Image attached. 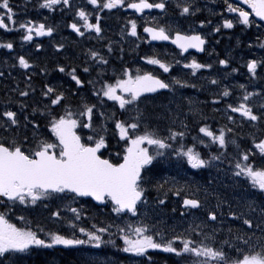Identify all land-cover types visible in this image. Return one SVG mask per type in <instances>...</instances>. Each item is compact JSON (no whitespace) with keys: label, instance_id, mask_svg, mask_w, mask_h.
Segmentation results:
<instances>
[{"label":"snow or ice","instance_id":"6c2138e0","mask_svg":"<svg viewBox=\"0 0 264 264\" xmlns=\"http://www.w3.org/2000/svg\"><path fill=\"white\" fill-rule=\"evenodd\" d=\"M213 3L217 22L199 19V29H255L251 58L239 67L219 53L211 62L198 59L190 50L213 55L208 37L195 24L184 30L169 22V12L195 20L204 11L199 0H26L25 8L70 14L65 27L97 41L105 40L102 13L131 10L121 41L134 38L137 49L170 42L179 50L169 58L150 47L138 57L143 63L118 70L111 40L106 52L91 47L80 59L55 40L58 25L46 14L21 18L13 0H0V50L11 59L0 60V80H10L0 97V264H20L32 249L56 246L101 252L111 246L135 264H155L153 253L168 254L165 264H264V0ZM9 33L35 53L44 49L36 38L48 37L59 58L49 67L16 52ZM119 52L123 60L122 46ZM240 68L258 90L224 83ZM157 97L167 103L156 104ZM156 109L164 110L163 128L152 122L161 119ZM246 127L256 131L245 137ZM161 157L186 164L203 184L157 179L154 162ZM221 173L231 183L220 181ZM37 208L39 218L17 215ZM104 209L109 215L101 219ZM83 264L112 261L94 254Z\"/></svg>","mask_w":264,"mask_h":264},{"label":"flooded vegetation","instance_id":"af4514ba","mask_svg":"<svg viewBox=\"0 0 264 264\" xmlns=\"http://www.w3.org/2000/svg\"><path fill=\"white\" fill-rule=\"evenodd\" d=\"M77 3H80L81 0H76ZM200 5L204 8V11L202 13H199L197 18L194 19H183V18H177L175 16L172 15L171 12L167 13L168 18H169V22L173 23L175 26H179L184 30H187L188 28L194 26L197 27V30L201 31L205 36L208 37L210 43L207 46L209 52H213L212 56H209L208 53H196L195 50H190V52L195 55L198 59L202 60V61H209L211 62L215 56L216 53L220 54L221 58L224 57H228L232 60V64L233 66H237L239 67L244 61L243 58H251L250 55V50L247 47L248 43H253L256 44L257 41L255 39V29L249 30V31H241V29L239 27L232 29V30H222L221 33H210L209 29L211 27V25H206L204 29H199L198 28V20L199 19H210L213 24H215L217 22V16L213 13V11H211V9H216V5L213 3V0H199ZM13 6L16 9V11L19 12L20 17H31L33 19H37V20H41V18H43V15H41L40 13L43 12L44 14H46L48 16L49 19H51V24L52 23H56L57 24V18L59 16H62L59 12L57 13H47L46 10H39V9H33V11H29L28 14H26L25 12V0H13ZM250 11V9H248ZM216 11L218 12L219 9H216ZM157 14V10H153L152 15H156ZM101 15L104 16V19L102 20V25L105 28V40L106 38L115 41L118 43L119 40H121L120 34H118L116 37L114 38H109L108 34H107V30L109 29L108 25L105 24V21H108L109 18H114V19H118L120 24L123 25L126 16H131L132 13H125L123 11H115L114 14L113 13H102ZM69 18L71 19V15H68ZM67 16V17H68ZM71 31V30H70ZM141 34L144 35L142 33L141 30ZM57 34H55V40L57 41ZM128 39L130 40V42H128ZM133 39L131 37H128L126 39L127 44H120L123 49V60H120V55L121 53L119 52V48L116 47V51H114V53L112 54V56L110 57V60L113 64H117V66L120 64H125V65H131L133 68L136 66V63H143L142 61L138 60L139 55H143L145 53H148L150 51V47L152 49H157L159 51L163 52H167V55L169 58L175 56V54L179 51L178 49L175 48V45H172L168 42H151V44L149 45L148 43H140V48L137 49L135 47V44L133 43ZM50 40V38H46V37H42V38H36L35 42H40L44 44V48L46 47V42ZM76 40L78 43L79 42H84V41H91V42H98L96 39H84V38H80V37H76L75 34L71 33V36L65 40V44L67 47V53L69 55L75 54L76 56H78L80 59H83V56L81 55L82 53V49L80 50V48H77L79 45L84 46V43L81 44H73V41ZM218 41V43H217ZM30 48L34 49V46L32 44H29ZM98 50L104 51L106 52V49H102L100 44H96L95 45ZM214 50V51H213ZM86 51V50H83ZM255 55L257 56V58H259L260 56V50L259 48H255ZM36 54V58H38V62L39 63H47L49 65V67H51L54 62L58 59V54H56L54 52V49L51 47L50 45V50L47 52H44V49L40 52V53H35ZM50 58H48L46 55ZM187 55V54H185ZM178 58V57H177ZM216 68H218V66H215ZM114 68V67H112ZM117 69V68H115ZM118 70V69H117ZM245 69L244 68H240V72L237 74H233L229 80L225 81L224 83L227 84H231L234 86H238V84L240 83H244L248 86V90L249 91H253V90H258V88L254 89L253 85L259 83V82H252L251 84H249L248 80L245 78ZM56 75V74H53ZM109 75H111V69L109 70ZM52 77H49V79H51ZM65 80H67V77L64 78ZM193 95H198V98L200 100L204 99V95L203 94H193ZM170 98V97H169ZM164 101V103L166 104L167 101L164 100L163 97H157L156 99V104L160 103V101ZM258 100V98H257ZM257 101L254 100L253 103H256ZM148 108L149 110H153L154 108V103L152 100H149L148 103ZM156 112L160 115L161 119L157 120L155 119V117H153V124L154 126H159L161 128H163L165 126L166 123H168V121H166L163 116H164V110L163 109H156ZM204 112L209 116L212 117L213 115H215L214 113L211 112L210 108L205 107L204 108ZM217 119H220L219 116L216 117ZM213 121L211 119H209V123H212ZM220 123L223 124L224 120L220 119ZM256 131L255 129H249V128H244L242 130V134L247 137L251 132ZM258 134V133H257ZM214 173H215V169H213ZM219 178H225L228 180V183H231V180L229 178L228 175H226L225 173H221ZM229 191H231L229 189ZM42 209L37 208L35 210H29V211H25L23 213H17V215L19 214H23L25 215L28 219H33V218H39L40 214L42 213ZM46 214V213H45ZM14 218L16 217V215H13ZM16 223V222H15Z\"/></svg>","mask_w":264,"mask_h":264},{"label":"trees","instance_id":"16d2710c","mask_svg":"<svg viewBox=\"0 0 264 264\" xmlns=\"http://www.w3.org/2000/svg\"><path fill=\"white\" fill-rule=\"evenodd\" d=\"M1 93V92H0ZM3 94V93H2ZM2 94H0V97H2L3 95ZM157 179H160V178H158L157 177ZM170 179H173V177L172 178H170ZM174 179L175 180H178L181 184L183 183V182H185V181H192V182H194V178H191V179H189V180H186V178H183V177H181L179 174H175V177H174ZM215 187V186H214ZM217 187V190L218 191H221V192H223V190H222V188H220L219 186H216ZM155 192L153 191L152 193H151V195L152 196H155ZM78 257V256H77ZM81 257V256H80ZM80 257H78L79 259H70V258H68L67 257V255H65V254H63L62 252L61 253H58V259H57V261L59 262V263H61V264H83V260H81V258ZM60 258L62 259V261H60ZM156 260H157V262H156V264H163V263H165L163 260L161 261V260H159V259H157L156 258ZM32 263V264H43V260L42 259H35V260H33V261H23V260H21V262H20V264H23V263H25V264H29V263ZM53 264H55V262L53 263ZM169 264H170V262H169Z\"/></svg>","mask_w":264,"mask_h":264},{"label":"bare ground","instance_id":"6f19581e","mask_svg":"<svg viewBox=\"0 0 264 264\" xmlns=\"http://www.w3.org/2000/svg\"><path fill=\"white\" fill-rule=\"evenodd\" d=\"M64 18V17H63ZM65 23H66V19H63L60 23H59V27H62V26H65ZM105 24L108 25L109 28H112V29H117L116 26L119 24V21L118 19H114V18H109L108 21H105ZM108 40V39H106ZM106 40L105 41H98V42H91V41H84L83 43L85 44L84 46L82 45H79L77 48H80V50H87L88 48H91V47H94V48H97L95 45L96 44H100L101 48L102 49H106L103 47V45L106 44ZM115 42V41H114ZM122 44H127V42L125 41H121V43L119 44H116L114 45L113 47L116 48V47H121ZM46 55V54H45ZM47 56V55H46ZM48 57V56H47ZM49 58V57H48ZM50 59V58H49ZM0 94H2L3 92L0 90ZM110 146L114 147L115 146V143L110 141ZM96 215H99V214H96ZM101 219L105 218V216L101 215L100 216ZM82 257V256H81ZM159 259V258H157ZM160 260V259H159ZM166 259H163V261L165 262ZM154 261H155V264L157 262L156 258H154ZM165 264V263H163Z\"/></svg>","mask_w":264,"mask_h":264},{"label":"rangeland","instance_id":"374dc122","mask_svg":"<svg viewBox=\"0 0 264 264\" xmlns=\"http://www.w3.org/2000/svg\"><path fill=\"white\" fill-rule=\"evenodd\" d=\"M118 21H119V20H118ZM119 24H120V22H119ZM119 24L116 26L117 29L119 28ZM106 39H108V38H106ZM108 40H110V39H108ZM108 40H106V43H107ZM104 41H105V40H104ZM111 41H112V40H111ZM112 42H113V46H114V45H116V44L121 43V40H119L118 43H117V42H114V41H112ZM125 42H127V41H125ZM110 141H112V140L110 139ZM112 142H113V141H112Z\"/></svg>","mask_w":264,"mask_h":264}]
</instances>
